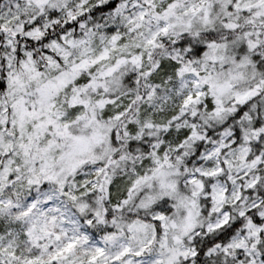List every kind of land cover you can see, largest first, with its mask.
<instances>
[{
    "label": "snow or ice",
    "instance_id": "6c2138e0",
    "mask_svg": "<svg viewBox=\"0 0 264 264\" xmlns=\"http://www.w3.org/2000/svg\"><path fill=\"white\" fill-rule=\"evenodd\" d=\"M0 264H264V0H0Z\"/></svg>",
    "mask_w": 264,
    "mask_h": 264
}]
</instances>
